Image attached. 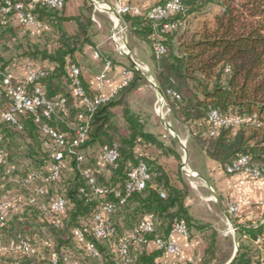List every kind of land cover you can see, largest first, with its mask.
Returning <instances> with one entry per match:
<instances>
[{
	"label": "trees",
	"instance_id": "obj_1",
	"mask_svg": "<svg viewBox=\"0 0 264 264\" xmlns=\"http://www.w3.org/2000/svg\"><path fill=\"white\" fill-rule=\"evenodd\" d=\"M11 1H23L26 5L33 2L28 10L42 25L43 32L41 39L34 41L29 30L19 25L13 14L0 17V68L10 72L11 62L20 57H27L34 66H43L47 73L39 82L46 86V95L54 100L63 98L66 107L49 123L61 132L73 133V126L80 122L78 116L86 111V106L75 94L71 67L82 68L78 53L86 45H96L94 4L92 0H85L78 15L67 16L65 6L69 0H65L62 9L42 1ZM182 4L183 10L162 22L132 14H128L126 20L131 23L134 33L151 45L158 85L172 113L190 127L198 145L225 169L240 157L247 156L248 166L264 170V0H183ZM214 5L220 10L212 21L205 20L197 28L191 27V16ZM178 19L184 22L183 26L173 31L164 30L165 23ZM68 22L75 24L73 32L69 31ZM19 39L16 46L10 45ZM156 42L166 48L160 57L154 51ZM102 57L114 63L111 57L104 54ZM134 73L127 86L99 106L91 118L89 139L82 146L86 149L99 144V149L110 146L119 151L115 165H107L104 169L95 156V166L88 167L99 184L120 188L129 168L140 160L146 162L151 175L147 187L133 193L124 205L119 204L114 193L89 200L80 190L86 185L83 174L70 178L67 184L58 185L59 180L54 182L58 185L57 194L63 193L69 200L65 212H52L51 201L29 204L25 194L29 188L21 179L32 172L43 171L50 159L42 145L40 125L29 112L20 114L21 128L6 121L0 123V147L6 155V161L0 164V197L7 196L12 202L10 216L1 230L8 250L0 255V264H54V257L58 258V264H68L70 260L89 264L90 259L103 264H121L115 245L135 229L146 214L154 217L155 230L144 232V241L131 242V254L136 264H156L165 250L149 251L146 245L158 238L168 241L176 220L186 224L190 238L193 229L211 230L206 236L207 245L201 261L187 264L214 263L219 249L216 230L190 211L186 203L190 189L182 172L178 175L184 184L179 186L161 160L163 156L181 160L180 154L174 145L147 132L145 116L133 111L128 104L129 93L140 84V73L136 69ZM80 77L86 93L94 97L96 93L87 86L83 73ZM10 102L5 86L0 83V117ZM212 110L225 116L251 117L252 120L238 126L221 127L215 136H210ZM20 156L26 162L17 166L15 159ZM74 163L77 164L73 162L72 169H76ZM108 202L116 204L111 215L116 235L102 239L93 232V217L97 207ZM236 226L239 252L233 264H253L246 240L261 236L264 243V223L237 222ZM45 227L49 228L53 238L43 236ZM78 228L83 231L86 242L97 244L103 259L93 258L87 252L76 233ZM19 235L32 244V255L13 248ZM38 239L42 242L40 245L36 243Z\"/></svg>",
	"mask_w": 264,
	"mask_h": 264
},
{
	"label": "crops",
	"instance_id": "obj_2",
	"mask_svg": "<svg viewBox=\"0 0 264 264\" xmlns=\"http://www.w3.org/2000/svg\"><path fill=\"white\" fill-rule=\"evenodd\" d=\"M165 1L92 0L96 12V45H86L78 53V60L89 89L93 93L101 92L108 98L125 87L126 80L134 78V69L140 73V84L129 93L128 104L133 111L145 116L147 132L174 145L180 154L181 160L175 156H163L161 160L179 186L184 184L178 175L182 172V178L190 189L186 200L190 211L197 219L216 230L219 249L213 264H233V259L239 252V235L238 231L232 232V229L237 222L256 223L264 217V177L254 178L244 171L228 172L198 145L192 137L190 127L172 113L158 85L151 45L134 33L131 23L126 20L128 14H119L114 9L116 4H122L147 10ZM84 3L85 0H69L65 6V14L78 15ZM219 10L220 7L214 5L197 16H191V27L197 28L205 20L212 21ZM193 21L197 24H192ZM67 26L69 31H74L73 22H68ZM25 28L29 30L32 40L41 39L42 26L31 24ZM102 54L114 60L108 72L109 79L104 83L98 80L106 67ZM28 64L30 61L27 57L16 58L11 62L9 71L22 79L26 76ZM230 204L238 205L235 213L230 212ZM210 232V229H193V236L190 238L179 231H172L169 240L177 245L178 251L164 252L156 264L200 262L207 245L206 236ZM246 241L250 246L253 264H264L262 237ZM146 246L149 251L159 248L155 240Z\"/></svg>",
	"mask_w": 264,
	"mask_h": 264
},
{
	"label": "built area",
	"instance_id": "obj_3",
	"mask_svg": "<svg viewBox=\"0 0 264 264\" xmlns=\"http://www.w3.org/2000/svg\"><path fill=\"white\" fill-rule=\"evenodd\" d=\"M37 1H42L57 9H62L65 4V0H34V2ZM182 3L183 0H167L147 10H142L131 5L116 4L114 9L119 14L145 15L156 22H162L175 13L183 10ZM32 6L33 2L26 5L23 1L12 2L11 0H0V17L13 14L15 21L21 26H29L31 24L42 26L28 10V7L30 8ZM183 25L184 22L182 20H174L165 23L164 30L173 31ZM154 51L156 56L160 57L165 53L166 48L164 44L156 42L154 44ZM111 66V61L106 60L105 70L98 76V80L101 83L109 79L108 72ZM46 73L47 70L43 66H34L30 63L27 65L26 76L20 79L13 72H4L0 68V83L5 86L6 94L11 100L10 105L0 117V123L6 121L21 128L20 114L27 112L31 113L35 117V121L40 125L43 148L50 154V163L47 166L46 172L35 171L21 179L32 192V197L27 201L29 204L36 203L38 197L45 195L55 181L60 180L66 172L72 170V163L74 161L77 162V164H81L87 159L91 151L82 149V146L89 139L91 118L94 116L99 106L109 100V98L101 92L96 93L94 97H90L82 85L80 77L82 68L76 65L72 66L71 74L74 79V91L81 99L82 103L85 104L86 111L79 114L78 118L80 122L73 126V133L61 132L53 127L49 121L52 120L53 116L59 111L66 109L65 100L63 98L59 100L50 99L46 95V86L39 82ZM129 83V80L125 81L126 86ZM32 84H34V86H32ZM251 120V117L241 118L239 116H225L216 110H212L210 112L212 129H210L209 135L215 136L218 129L221 127L238 126L242 122ZM96 153V157L104 169H106L107 165H115L119 158V151L116 147L104 146ZM5 161V152L0 147V164H3ZM226 170L228 172L244 171L254 178L264 177V170L248 166L247 156L240 157L231 165H228ZM82 173L86 178V185L80 190L88 196L89 200L105 197L110 193H114L115 196L119 198L120 205H124L133 193L143 191L151 178L148 165L143 160L138 161L129 168L125 183L120 188L99 184L94 172L90 168L82 170ZM11 205L12 202L7 196L0 197V255L8 250V247L2 239L1 230L10 216ZM68 205L69 200L63 193L57 194L49 203L50 210L55 213L65 212ZM115 210L116 204L113 202H108L105 205H99L97 207L93 217V232L98 238L110 239L116 235V227L114 221L111 219V215ZM229 210L235 213L238 210V205L230 204ZM257 223H264V217L255 224ZM154 230V217L151 214H146L139 225L115 245V251L119 256L121 264H136L131 254V242L144 241L143 233L154 232ZM173 231H179L189 236L187 226L183 221L176 220ZM237 231L238 227L234 226L232 232ZM76 233L80 238L79 240L85 244L84 246L87 252L91 254L93 258L99 260L103 259V253L95 242H86L84 240V233L79 228L76 229ZM258 240H261V238ZM156 243L158 247L164 249L165 252L176 253L178 251L177 245L171 240L165 241L158 238ZM13 248L28 256L34 253L32 244L23 235L18 236V240L13 245ZM65 259L67 262L69 261L67 257ZM52 262L58 264V258L54 257ZM75 264L84 263L77 262Z\"/></svg>",
	"mask_w": 264,
	"mask_h": 264
},
{
	"label": "rangeland",
	"instance_id": "obj_4",
	"mask_svg": "<svg viewBox=\"0 0 264 264\" xmlns=\"http://www.w3.org/2000/svg\"><path fill=\"white\" fill-rule=\"evenodd\" d=\"M194 23H196L197 24V22L196 21H193L192 22V24H194ZM23 35H24V32L23 33H21L20 34V38L22 39V37H23ZM21 39H19V40H17V41H15V42H12L10 45H12L13 47L14 46H16L20 41H21ZM2 46L0 45V48H1ZM118 112V114H120V111H117ZM98 149H99V144H93V145H91V147H88V148H86L85 150L86 151H91V153L90 154H88V157H87V159L83 162V163H81V164H73V166L75 167V165H76V169L74 168V169H72V170H70V171H68V172H66L63 176H62V178L59 180V183H57L58 185H60L61 183L62 184H64V183H66L67 184V182L70 180V178H73V177H75V176H77V177H82L81 176V174H83L82 173V170H84V169H86V168H88V167H94L95 166V161H96V159H95V156H96V152L98 151ZM97 150V151H96ZM97 158V157H96ZM49 161H50V159H49ZM48 161V163H47V165H45V169L42 171L41 170V172H46L47 171V166H48V164L50 163ZM25 162H26V159L23 157V156H20L19 158H16L15 159V165H19V164H25ZM75 162V161H74ZM38 171H40V170H38ZM79 171H80V173H79ZM58 185H56L55 183L54 184H52V186H50V188H49V191L45 194V195H43V196H39L38 197V199H37V202H40V203H42V204H47L48 202H50L53 198H54V196L57 194V190H56V188H58L57 186ZM25 194H26V198L29 200L31 197H32V192H30L29 190L27 191V190H25ZM42 233H43V236L45 237V238H47V239H51V238H53V235H51V233L49 232V228L48 227H45L44 229H43V231H42ZM38 245H40L42 242H41V240L40 239H38V241L36 242ZM88 263L89 264H103L102 262H100V261H93V260H88ZM62 264H65V263H62ZM68 264H75L72 260H70V262L68 263Z\"/></svg>",
	"mask_w": 264,
	"mask_h": 264
},
{
	"label": "water",
	"instance_id": "obj_5",
	"mask_svg": "<svg viewBox=\"0 0 264 264\" xmlns=\"http://www.w3.org/2000/svg\"><path fill=\"white\" fill-rule=\"evenodd\" d=\"M237 251H238V250H237ZM236 255H237V253H236ZM236 255H235V257H234L233 261L235 260V258H236ZM233 261H232V262H233Z\"/></svg>",
	"mask_w": 264,
	"mask_h": 264
}]
</instances>
